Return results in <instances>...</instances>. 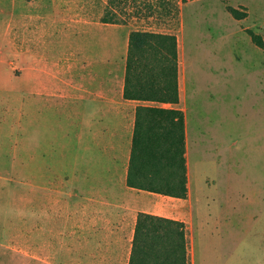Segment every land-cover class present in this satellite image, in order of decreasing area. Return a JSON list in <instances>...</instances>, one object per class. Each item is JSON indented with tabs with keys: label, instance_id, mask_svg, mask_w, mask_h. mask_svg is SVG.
<instances>
[{
	"label": "rangeland",
	"instance_id": "374dc122",
	"mask_svg": "<svg viewBox=\"0 0 264 264\" xmlns=\"http://www.w3.org/2000/svg\"><path fill=\"white\" fill-rule=\"evenodd\" d=\"M107 3L0 0V264L73 263L69 220L50 209L55 191L41 175L42 155L70 167L59 147L70 141L72 121L55 98L39 107L26 67L41 58L55 70L78 58L119 65L135 29L178 42L197 179L194 219L185 224L188 264H264V0H115L118 23L101 21Z\"/></svg>",
	"mask_w": 264,
	"mask_h": 264
},
{
	"label": "crops",
	"instance_id": "0c3cea01",
	"mask_svg": "<svg viewBox=\"0 0 264 264\" xmlns=\"http://www.w3.org/2000/svg\"><path fill=\"white\" fill-rule=\"evenodd\" d=\"M41 59L40 66L35 65L33 60L25 69V73L29 71L32 77L28 86L29 95L39 98V107L45 109L51 107L49 102L55 98L56 105L72 121L70 141L63 142L59 147L70 167L54 166L48 157L44 160L41 156V175H46V180H52L51 187L55 191V194L47 195L51 197L50 209L65 213L64 217L70 223V226H64L66 233L70 234L64 237V243H70L72 264H128L139 213L184 224L194 219L191 196L196 175H193L190 157L188 114L187 109L180 106V92L177 104L127 100L123 97L125 61L118 65L109 59L78 58L55 70L50 68L48 59ZM103 71L106 75L101 79ZM138 105L183 112L187 178L185 198L127 185ZM32 106L30 97L25 103L27 115L32 113ZM26 121L25 116L28 131ZM44 163L45 170L42 167ZM65 175H70V182L65 180L64 183Z\"/></svg>",
	"mask_w": 264,
	"mask_h": 264
},
{
	"label": "trees",
	"instance_id": "16d2710c",
	"mask_svg": "<svg viewBox=\"0 0 264 264\" xmlns=\"http://www.w3.org/2000/svg\"><path fill=\"white\" fill-rule=\"evenodd\" d=\"M114 5L115 0H108L102 22L118 23L114 18ZM229 10L236 18H241L238 11ZM250 35L258 39L253 33ZM123 97L154 103L179 102L178 42L174 34L138 29L129 32ZM184 151L183 112L138 105L127 185L185 198ZM188 244L183 222L139 213L128 264H188Z\"/></svg>",
	"mask_w": 264,
	"mask_h": 264
}]
</instances>
